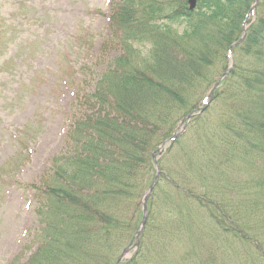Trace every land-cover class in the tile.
I'll return each instance as SVG.
<instances>
[{
  "label": "trees",
  "instance_id": "obj_1",
  "mask_svg": "<svg viewBox=\"0 0 264 264\" xmlns=\"http://www.w3.org/2000/svg\"><path fill=\"white\" fill-rule=\"evenodd\" d=\"M255 1H111L122 52L79 89L65 145L27 185L38 246L11 264H117L137 241L154 153L228 68ZM255 12L233 70L161 154L146 226L118 264H264V0Z\"/></svg>",
  "mask_w": 264,
  "mask_h": 264
},
{
  "label": "rangeland",
  "instance_id": "obj_2",
  "mask_svg": "<svg viewBox=\"0 0 264 264\" xmlns=\"http://www.w3.org/2000/svg\"><path fill=\"white\" fill-rule=\"evenodd\" d=\"M111 1L0 0V264L37 248L27 185H40L65 145L79 89L94 91L122 52L110 41Z\"/></svg>",
  "mask_w": 264,
  "mask_h": 264
},
{
  "label": "water",
  "instance_id": "obj_3",
  "mask_svg": "<svg viewBox=\"0 0 264 264\" xmlns=\"http://www.w3.org/2000/svg\"><path fill=\"white\" fill-rule=\"evenodd\" d=\"M190 3H191V8L193 9L194 6H195V4H196V0H190ZM258 3H259V0H257V2L255 3V5H254L253 8H255V7L258 5ZM247 27H248V25L245 24V25H244L243 35H242V37H241V39H240L239 42H241V41L244 40V38H245V36H246V32H247ZM235 45H236V43H235ZM235 45H233V46H235ZM233 46H232V47H233ZM230 54H231V57H232V60H233V55H232V53H230ZM233 66H234V63H233V61H232V65H231V67H230V68L224 73V75L222 76L221 80L229 74V72H230V70L232 69ZM221 80H220V81H221ZM220 81H218L216 87L219 85ZM192 115H193V114H190V115L188 116V118L190 119ZM183 130H184V129H183ZM164 146H165V144H163V145L161 146V148H164ZM155 158H156V166L159 167V166H158V160H157V157L155 156ZM155 183H156V179L154 180V182H153L152 185L150 186L149 190L147 191V193H146V194L144 195V197H143L144 218H143V221H142V224H141V229H144V226H145V223H146L147 210H148V199L150 198V196H151V194H152V191H153V189H154ZM129 252H130L129 249H126V250L124 251V253L122 254V256L120 257V261H121L123 258L128 257Z\"/></svg>",
  "mask_w": 264,
  "mask_h": 264
}]
</instances>
